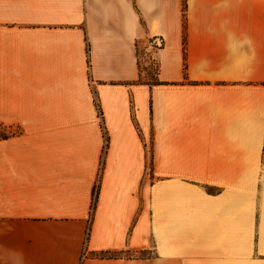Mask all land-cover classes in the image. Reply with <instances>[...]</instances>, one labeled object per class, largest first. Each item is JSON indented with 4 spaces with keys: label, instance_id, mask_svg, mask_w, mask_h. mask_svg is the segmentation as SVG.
I'll return each mask as SVG.
<instances>
[{
    "label": "crops",
    "instance_id": "crops-1",
    "mask_svg": "<svg viewBox=\"0 0 264 264\" xmlns=\"http://www.w3.org/2000/svg\"><path fill=\"white\" fill-rule=\"evenodd\" d=\"M0 124V264H264V0H0Z\"/></svg>",
    "mask_w": 264,
    "mask_h": 264
},
{
    "label": "rangeland",
    "instance_id": "rangeland-1",
    "mask_svg": "<svg viewBox=\"0 0 264 264\" xmlns=\"http://www.w3.org/2000/svg\"><path fill=\"white\" fill-rule=\"evenodd\" d=\"M151 43H147L145 46L146 48L143 50V48H140L139 52V72L141 73V82L145 83H154L155 82V76L157 73V62L155 60V57H152V53L154 48H158L161 46V41H152L149 40ZM7 133L14 132L12 129H5Z\"/></svg>",
    "mask_w": 264,
    "mask_h": 264
},
{
    "label": "trees",
    "instance_id": "trees-1",
    "mask_svg": "<svg viewBox=\"0 0 264 264\" xmlns=\"http://www.w3.org/2000/svg\"><path fill=\"white\" fill-rule=\"evenodd\" d=\"M137 82H140V79ZM5 129L6 127L0 124V140L6 139L9 136H12L16 132L14 131V132L7 133ZM95 202H96V191L93 190V199H92V206H91L92 210L95 206Z\"/></svg>",
    "mask_w": 264,
    "mask_h": 264
}]
</instances>
